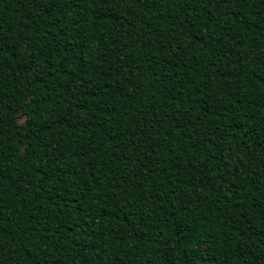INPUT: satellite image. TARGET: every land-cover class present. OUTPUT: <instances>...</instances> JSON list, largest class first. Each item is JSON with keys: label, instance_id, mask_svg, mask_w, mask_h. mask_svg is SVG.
<instances>
[{"label": "trees", "instance_id": "1", "mask_svg": "<svg viewBox=\"0 0 264 264\" xmlns=\"http://www.w3.org/2000/svg\"><path fill=\"white\" fill-rule=\"evenodd\" d=\"M0 264H264V0H0Z\"/></svg>", "mask_w": 264, "mask_h": 264}]
</instances>
